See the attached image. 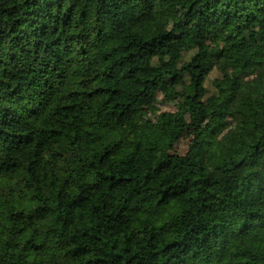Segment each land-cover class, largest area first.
<instances>
[{
    "label": "trees",
    "instance_id": "16d2710c",
    "mask_svg": "<svg viewBox=\"0 0 264 264\" xmlns=\"http://www.w3.org/2000/svg\"><path fill=\"white\" fill-rule=\"evenodd\" d=\"M0 264H264V0H0Z\"/></svg>",
    "mask_w": 264,
    "mask_h": 264
},
{
    "label": "rangeland",
    "instance_id": "374dc122",
    "mask_svg": "<svg viewBox=\"0 0 264 264\" xmlns=\"http://www.w3.org/2000/svg\"><path fill=\"white\" fill-rule=\"evenodd\" d=\"M168 17L170 24L177 19L179 16L178 14L172 10L171 8L168 9ZM221 74L218 70L214 71L208 82H207V89H208V100H210L209 107L212 108L213 106V101L216 99V93L214 89V81L217 78H220ZM176 97L175 94L173 93H168V94H161L157 100V102L150 104L147 106L144 111L142 112L140 116V121H144L145 119H156L158 115H160L164 111H175L176 110ZM192 140V134L188 133L186 134L181 141L176 145L175 147V152L181 155H184L188 151V147L191 143Z\"/></svg>",
    "mask_w": 264,
    "mask_h": 264
}]
</instances>
